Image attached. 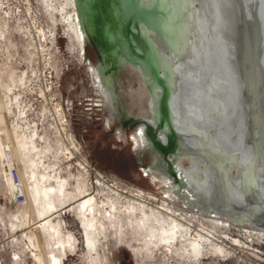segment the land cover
Wrapping results in <instances>:
<instances>
[{
    "label": "rangeland",
    "instance_id": "obj_1",
    "mask_svg": "<svg viewBox=\"0 0 264 264\" xmlns=\"http://www.w3.org/2000/svg\"><path fill=\"white\" fill-rule=\"evenodd\" d=\"M63 3L67 1L51 0L59 9ZM62 16L43 0H0V264H45L44 257L49 264H264L263 231L189 208L180 202L185 190L154 164L155 155L145 149L143 125L135 122L152 117L151 95L140 68L125 65L108 84L101 82L99 60L93 52L90 61L85 59L82 31L80 37L70 32ZM33 142L37 148L30 153ZM7 148L25 178L22 203L14 200L7 182ZM181 161L186 167L191 164L186 158ZM34 176L42 179L40 185ZM103 180L108 185L100 186ZM81 185L92 189L104 210L90 227L96 242L92 252L85 251L86 230L71 210L79 202L73 203L70 197L77 196L70 195L79 194ZM48 186L61 192L52 197L56 207L47 214L59 234L46 225L40 235L38 226L45 217L39 212L47 207L37 196ZM120 186L142 190L151 198L148 202L166 205L178 217L181 210L196 214L193 237L199 231L208 236L203 254L191 248L189 255L185 243L161 248L147 244L150 238L139 232L140 218L129 215L125 204L117 205L119 213L106 204L110 197L102 192L110 195Z\"/></svg>",
    "mask_w": 264,
    "mask_h": 264
},
{
    "label": "water",
    "instance_id": "obj_2",
    "mask_svg": "<svg viewBox=\"0 0 264 264\" xmlns=\"http://www.w3.org/2000/svg\"><path fill=\"white\" fill-rule=\"evenodd\" d=\"M184 1L102 0V10L109 9L111 17L104 29L94 18L93 30H89L93 31L94 36L89 37L94 39L101 54L98 71L101 77H115L125 65L142 70L144 84L154 100L155 122L153 124L143 118L135 122L150 123V150L156 157L154 164L158 161L165 173L179 185V190H185L186 194L180 195L181 203L205 215L237 225L248 224L253 229L264 231L263 212L251 200L253 195L263 198L260 192L264 191V0L210 1L209 12L199 21L201 26L197 32L196 20H185ZM191 1L190 12L195 13L198 4ZM155 5L161 11L152 9ZM171 6L174 11H170ZM156 20H161V30L155 29L153 23ZM173 22L174 28L170 26ZM206 27L214 29L217 41L228 39V45L219 47L216 41L212 46H218L230 62L226 78L221 81L226 90L225 107L235 111L238 117L233 122L237 127L230 123L227 131L236 133V136L243 133L245 138L243 143H239L241 145L234 141V148L228 145L229 149L240 151V158H229L226 162L189 146L185 140L181 131L190 125L194 127L191 121L184 120L185 114L178 109L185 102L181 91L186 86L178 81V75L171 77L167 69L174 51L178 56L175 63L178 67L180 65V73L192 72L191 76L200 78L196 72L199 67L193 64L192 54L198 48L197 35L203 40ZM111 28L115 31L112 32ZM84 32L88 37L87 27H84ZM168 32L169 37L166 35ZM157 39L162 43L161 49L157 47ZM179 51L182 58L188 59V66L184 59L181 60ZM236 77L241 80V85L234 88L230 82L232 84L231 80ZM200 82L204 86L206 76L200 78ZM182 158L190 160L191 164L184 166ZM250 182L255 184L254 190ZM239 183L241 188L238 189H242V193L237 197L233 187H239Z\"/></svg>",
    "mask_w": 264,
    "mask_h": 264
},
{
    "label": "bare ground",
    "instance_id": "obj_3",
    "mask_svg": "<svg viewBox=\"0 0 264 264\" xmlns=\"http://www.w3.org/2000/svg\"><path fill=\"white\" fill-rule=\"evenodd\" d=\"M66 1L67 3L61 4L60 9L59 7L52 6L51 0H43V3L46 4L48 7H50L53 11L63 15L62 17L64 18L65 26H67L68 30L72 32L73 34H76L77 36L80 37L81 30L79 27V18H78L77 11H79L80 13L87 14V21H88L87 25L90 27L91 30H93L92 29L93 27L90 26L92 22V18L90 14H88L89 13L88 11H90V7H91L89 2L91 0H86L84 4H82L83 3L82 0H78L79 5H78L77 0H66ZM92 1H93V4L97 2L98 6L99 5L101 6L102 0H92ZM195 1L198 4L195 13L190 12L191 2H192L191 0H185L184 3L182 4V8L186 10L185 20H189V21L196 20V23L198 24V26H196V32H197V30L201 26L199 21L204 19V15L207 12H209L208 7H209L210 1L213 2L214 0H195ZM145 4L147 6L150 5L147 1L145 2ZM70 6L74 8V12L70 10ZM158 8L159 7H157L156 5L152 6V9L154 10H157ZM170 11H174L173 7H172V10ZM93 13H95L96 15L97 22H99V24H101V27H103L104 29L107 25V21L111 17V14H110L111 11L109 9H106V10L104 9L102 10L100 14L99 9H95ZM223 15L225 14L223 13ZM161 16L162 15L160 14L159 16L160 19H161ZM156 19H157V15H156ZM205 19L207 20V18ZM160 21L159 20L154 21L153 25L155 26V29L158 28L161 30V28L163 27V24ZM170 26L174 28V22L171 23ZM111 29L113 32L114 29L113 28ZM169 32L168 34H166L168 37H169ZM213 32H214V29L206 27L205 32H204L205 37L203 40H200L199 35H197L198 38H196V40L199 41V44H197L196 46L198 48H197V51L193 52L194 54H192L193 64L196 65V67H199V69H197L196 71L197 74L200 76L201 79L204 76H206L207 82L206 84H203L204 86L201 85L200 78L197 79L191 76L192 72L185 71L184 74L187 72L186 75L180 73L179 71L180 65L178 67V65H176L177 62L175 63V61L177 60L176 57L178 56L177 54L174 53V51L172 53L173 58L170 61V65L168 64L167 69L169 73L171 74V77H175L176 75H178L177 76L178 81L182 83V86L184 85L186 86V87H182L183 89L181 91V94L183 96L182 98L184 99L185 102L183 101L184 102L183 105L181 106V108H178V109L180 110L181 114L182 113L185 114L183 115L184 120H187L188 122L191 121L194 127L190 125L189 128L185 130L186 132L181 131L182 134L184 135L185 140H187V142L189 143V146L201 149L206 154L210 153L216 158H219V160H221L222 162H226L229 158H232V159L240 158L239 156L240 151L237 148L234 150H231L228 148V145L230 144V146H233L231 148H234L235 146L233 143L234 141L238 144L241 142L243 143L245 138L243 139V133L236 136V133L235 134L229 133L227 131L228 125L230 123L235 122V120L238 117V115L236 116L235 111H233L232 109L227 110L225 107L226 101L224 97H225L226 90L223 87V82L221 81V79L226 78L225 77L226 71H227V68L230 62H229L228 57L222 55V52H220L219 47L225 46L226 44L228 45V41H227L228 39L222 38L221 40L217 41V38H215ZM170 33L172 35V32ZM216 41L219 42L218 43L219 47L215 45L212 46L213 45L212 43ZM160 43H161L160 40L157 39V47L159 49H161V45H162V43L161 44ZM193 43H191L190 45L191 47L195 48L194 46L195 44L192 45ZM184 51L186 50L184 49ZM184 53L187 54V52H184ZM174 54L176 56H174ZM181 54L182 53H180V55ZM180 57L182 61L184 59L185 64L188 66L187 64L188 59L185 60V58H182V55ZM184 62H182V64ZM140 71L142 75V70L140 69ZM99 77H100L101 82H105L107 84L109 83V80L111 78L108 76L101 77V74ZM207 78H211V80ZM231 81H233V83L231 84L230 82V85L233 86L234 88H236L237 85L239 86L241 85V80L239 79V77L233 78ZM194 85H196L195 88L193 87ZM185 94L186 96H184ZM151 101H152V105H150V111H151L152 117L149 118L148 120L154 124L155 119L153 115L154 113L153 112V105H154L153 98ZM218 102H220V104ZM144 120L146 121V119ZM142 124L144 128V129L142 128V134L148 141L147 147L145 148L147 150L148 148H150V145H151V142L149 140L151 138V133H152L151 125H149L150 123L149 124L142 123ZM233 124L234 126H236L235 123ZM36 148L37 146L33 142L32 147L29 146V152L33 153V151ZM16 161L19 164V160H16ZM31 166L36 167L35 162L32 161ZM32 172L35 173L34 169ZM33 178H34L33 182H37L40 185V183L42 182V179L36 178L35 176L32 177V179ZM24 180L25 178L21 177L22 184L24 183ZM262 180H263L262 183L264 184V177L262 178ZM7 182L8 183L10 182L9 175L7 176ZM103 182L104 184L100 182L101 183L100 186L108 185V183L105 182L104 180ZM250 187H252V189L254 190L255 184L253 182H250ZM238 188H241L240 183H239V187L237 186L233 187V192L237 197L241 196L240 194L242 193L241 191L242 189H238ZM26 189L27 191H30L28 187ZM79 190H80L79 194H76V191H75L74 195H70V196L76 195L77 199H73L69 196L70 200H72V202L74 201L73 203L79 202L77 205H74L73 209L71 210L75 211L78 217L82 219L84 229L86 230V233L88 236L87 237L88 248H86L84 245V249L85 251L89 250L92 252L94 247L96 249V242L95 240L91 239L90 231L95 226L94 222L95 220H97L98 214H100L101 210L102 211L104 210H103V207L98 205L99 202H98L97 197H92V193H90L92 189H90L87 185H81L79 186ZM59 193L61 192H58V190L54 189V187L52 186L44 187L39 191L37 198L39 199V201H41V204H44L47 207V211L39 212L40 218L45 217V219H43L44 223L38 226L40 235L42 234L40 229H43V227H46V225H49V228H52L54 230V234H59V230H56L57 227L54 226L52 223H50L49 217L47 216L49 210H53L54 207H56V204L51 203L52 197L54 198L55 196H58ZM102 193L104 195L107 194L106 197H110L109 199H107L108 202H106V204L112 206V209L114 210L113 212L119 213L120 210L117 205H120L121 207H123V204H125L128 209L129 215L135 218H140V221H142V226L141 225L138 226L139 232H142L140 234H143L144 232H146V236L150 238L148 239L147 244L156 245L157 247L161 248L164 245L172 244L175 242H179V243H176L170 246L171 247L175 245L178 246L181 243H185L184 246L188 254L190 253V251H192V249L194 250V253L203 254V248L205 247V244L208 241L207 239L208 236L204 232L199 231L198 238L193 237L194 233L192 234V231L194 229V223L198 222L199 220L196 214L187 213V212L185 213V211L181 210L180 212L182 213V217H178L179 214L173 213L170 210V208H168V206L166 205H163L161 207L154 206L153 204L148 202L147 200L151 198L145 192L139 189L120 186V187L114 188L113 193H111L110 195H108V193H105L104 191ZM64 194H65V191H64ZM260 195L263 198H257L255 195H253V198L251 200L253 201L252 204H254L255 207L260 208V210L263 212V215H264V191L263 190H261ZM27 197H29V195L26 194L25 202L28 205H30L31 199L29 198L27 199ZM65 200L66 198H63L62 202L64 203ZM82 200L84 201L82 202ZM60 202L61 201H59V203ZM208 216H212V215H208ZM28 219H29V222H31L30 217H28ZM211 222L214 225H218L220 223V221L218 220H212ZM226 226H227V223H225L224 227L226 228ZM96 229L100 231L99 226H98V221H97ZM59 241L61 243L60 249L64 248L63 242L61 240ZM170 246L168 247L169 249L171 248ZM217 247L221 250L224 249L222 248V246H217ZM36 257L39 260H41L42 256L36 255ZM59 258L60 257L54 256L52 259L54 262H60ZM13 261L14 259H12V262ZM47 261L48 262H46L45 257H44L43 262L45 264L47 263L49 264V259Z\"/></svg>",
    "mask_w": 264,
    "mask_h": 264
},
{
    "label": "flooded vegetation",
    "instance_id": "obj_4",
    "mask_svg": "<svg viewBox=\"0 0 264 264\" xmlns=\"http://www.w3.org/2000/svg\"><path fill=\"white\" fill-rule=\"evenodd\" d=\"M77 2H78V0H77ZM82 2H83L82 4H84L86 2V0H82ZM89 3H90V6L91 7H90V11H88L89 12L88 14H90V16H91V18L93 20L94 18H96L95 13H93L95 11V9H99V13L101 14L102 8H101L100 5L98 6L97 2L95 4H93V1L92 0ZM78 5H79V2H78ZM77 13H78V18H79V25H80L81 31L83 33V37L85 38L84 39V43H83L84 45L82 47L83 48L82 50H85V52L88 50L89 53L90 52H93V56L95 57L94 59L95 60L98 59L99 60V64H100V55L101 54H100L99 48L95 44L96 42L94 41V39L93 38H90L91 36H93V31H92V33L89 32V30H91V29L87 25V22H88L87 21V14L86 13H80L79 11H77ZM93 21L91 22V25H90L92 27H93ZM84 27H87V29H88V32H87L88 37L87 36L85 37ZM89 35H90V37H89ZM90 57H91V55H90ZM90 57H87V55H85V59L88 60V61H90ZM99 64L97 65V70H98ZM110 67H112V66H110ZM111 72L113 73V70ZM99 76H100V74H99ZM112 78H114V77H112ZM151 100H152V98H151ZM151 105H152V102H151ZM148 136H149V134H148Z\"/></svg>",
    "mask_w": 264,
    "mask_h": 264
},
{
    "label": "built area",
    "instance_id": "obj_5",
    "mask_svg": "<svg viewBox=\"0 0 264 264\" xmlns=\"http://www.w3.org/2000/svg\"><path fill=\"white\" fill-rule=\"evenodd\" d=\"M5 162L4 164L7 165L9 168V178L11 185L14 190V200L18 203L24 202V196L21 195V190L23 188V184L21 181L20 171L18 167V163L15 159L14 152L12 149L7 148L5 151Z\"/></svg>",
    "mask_w": 264,
    "mask_h": 264
},
{
    "label": "trees",
    "instance_id": "obj_6",
    "mask_svg": "<svg viewBox=\"0 0 264 264\" xmlns=\"http://www.w3.org/2000/svg\"><path fill=\"white\" fill-rule=\"evenodd\" d=\"M85 55H87V57H90V53L88 52V50L86 51Z\"/></svg>",
    "mask_w": 264,
    "mask_h": 264
}]
</instances>
